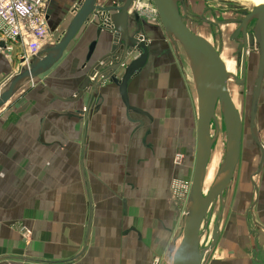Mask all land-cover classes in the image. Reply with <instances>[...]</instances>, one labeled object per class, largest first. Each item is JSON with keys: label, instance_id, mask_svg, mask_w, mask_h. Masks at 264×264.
Listing matches in <instances>:
<instances>
[{"label": "crops", "instance_id": "1", "mask_svg": "<svg viewBox=\"0 0 264 264\" xmlns=\"http://www.w3.org/2000/svg\"><path fill=\"white\" fill-rule=\"evenodd\" d=\"M71 1L51 2V31ZM143 22L150 52L128 84L133 109L107 79L84 113L88 93L65 100L104 53L98 43L86 62L90 43L104 35L93 23L0 107V264H172L185 207L174 202L171 184L192 175L197 96L190 107L179 48L178 66L161 42L162 26ZM16 50L0 53V91L22 63ZM253 173L224 206L218 240L202 264H264V162L252 178L256 189Z\"/></svg>", "mask_w": 264, "mask_h": 264}, {"label": "water", "instance_id": "2", "mask_svg": "<svg viewBox=\"0 0 264 264\" xmlns=\"http://www.w3.org/2000/svg\"><path fill=\"white\" fill-rule=\"evenodd\" d=\"M133 1L106 0L100 4L98 0H82L60 38L55 43L44 46L18 73L13 74L7 80L0 91V107L10 100L25 83L56 64L76 34L89 23L90 16L97 14L98 22L105 17L108 23L105 26L97 25V36L99 37L102 32L104 35L99 42L94 40L90 43L86 62L92 60L98 43L104 53L90 65L73 96L65 100L76 103L85 93H88L86 106L78 111L82 114L87 111L91 99L102 82L107 79L118 86L126 108L133 109L128 103V84L146 65L150 52L149 44L141 31L144 25L143 20L137 13L129 12ZM151 1L157 11L165 36L174 47L175 38H179L188 51V65L197 96L195 162L185 205L182 237L173 253L172 264H202L204 254L213 248L218 240L219 221L225 206L223 193L232 180L240 157L243 125L240 113L231 98L228 82L230 78H233L237 85L244 84L247 54L254 49L258 52V64L250 96L249 132L252 140L260 149V159L257 170L250 177L251 180L253 176L260 173L264 162V141L260 139L255 125L257 112L262 105L260 95L264 82V2L244 12L241 18L216 21L238 25L230 36V40L238 41L237 54L241 58V77H238L227 69L221 54L214 45L188 26L184 19L185 14L181 13L178 7L179 1L184 9L182 0ZM252 20L254 26L251 31H248V25ZM2 45L0 42V46ZM134 53H136L135 56ZM121 69H123L121 75L117 76L116 73ZM217 105L223 115L227 142L226 153L212 184L204 192L208 162L213 143L219 132L215 116ZM212 123L215 126L213 132ZM252 183L256 189L254 181ZM217 199L220 201V212L214 224V233L209 244L201 247L200 229L210 206Z\"/></svg>", "mask_w": 264, "mask_h": 264}, {"label": "rangeland", "instance_id": "3", "mask_svg": "<svg viewBox=\"0 0 264 264\" xmlns=\"http://www.w3.org/2000/svg\"><path fill=\"white\" fill-rule=\"evenodd\" d=\"M71 1V0H70ZM184 9L182 8L180 2L178 1V7L181 13L185 14L184 19L188 26L196 33L203 35L206 37L218 50L221 54L224 62L230 63L229 71L233 72L238 77H241L240 70V56L237 54V40H230L231 34L237 28L236 23H218L216 21L222 20H230L242 17V12L249 11L254 5L251 2L243 1V0H182ZM68 2V1H67ZM70 3V2H69ZM72 3V1H71ZM74 8V6H73ZM73 10V9H72ZM74 12L71 11L67 16L63 18V21L59 26L56 27V32L54 35L61 36L63 31L66 29L71 17ZM205 19V20H203ZM254 26V21L252 20L247 30L251 31ZM161 37V42L167 44L169 48V52L176 59V64L179 66V58L181 59V67L184 69V74L187 75L188 80L184 78V82L189 81L187 85L188 95H189V105L190 107H194L192 97L195 95V88L193 85L192 74L190 72V68L188 65V59L182 48L179 47V58L176 57L175 47L172 45L170 40L166 37L163 39ZM17 57L22 55L20 49H17L16 52ZM16 73H18L21 68L24 67L22 63L18 60ZM225 63V64H226ZM258 64V52L257 49L250 50L247 54L246 58V75L245 82L243 85H237L233 78L229 79V92L231 98L236 106L238 112L240 113L242 119V137H241V148H240V157L236 169L234 171L233 177L227 188L223 193V198L225 201V208L228 203L234 196L235 189L239 186H247L244 178L248 176L250 173H253L257 170L259 159H260V149L253 142L250 132H249V108H250V96L251 91L256 75ZM184 66V67H183ZM262 93L260 95V103L264 100V83L262 87ZM262 104V103H261ZM197 111V109H196ZM197 115V112H196ZM215 116L218 121L219 132L213 143L211 156L208 162V168L212 169V180L210 184L204 187V192L208 190L210 185L212 184L214 177L222 165L224 161V156L226 153V132L223 121V115L220 110L219 105H217L215 109ZM256 130L262 141H264V116L262 115V111L259 108L256 116ZM215 130V126L212 123V132ZM192 176V175H191ZM191 180V178H190ZM243 180V182H242ZM220 212V201L217 199L209 208L205 219L202 223L200 229V246L206 247L214 233V224L217 218V215ZM225 214V210H224ZM223 214V217H224ZM183 226L185 220V210L182 215ZM223 217L219 221L220 223L223 221Z\"/></svg>", "mask_w": 264, "mask_h": 264}, {"label": "built area", "instance_id": "4", "mask_svg": "<svg viewBox=\"0 0 264 264\" xmlns=\"http://www.w3.org/2000/svg\"><path fill=\"white\" fill-rule=\"evenodd\" d=\"M52 1L0 0V42L3 44L0 46V53L10 56L15 49H20L21 62L26 64L44 46L55 43L60 36H55V32L51 31L49 26L48 10ZM81 1L76 0L73 12ZM129 12L137 13L142 20L151 24H160L151 0H134ZM95 22H98L97 14H92L89 23ZM107 23L108 20L104 17L97 25L105 26ZM190 182L191 180L174 179L171 184L174 202L183 207L186 205ZM16 229L23 236L28 235V229L25 226L20 225Z\"/></svg>", "mask_w": 264, "mask_h": 264}, {"label": "bare ground", "instance_id": "5", "mask_svg": "<svg viewBox=\"0 0 264 264\" xmlns=\"http://www.w3.org/2000/svg\"><path fill=\"white\" fill-rule=\"evenodd\" d=\"M243 1L251 2L254 6L264 2V0H243ZM175 41H176L175 49H178L181 46L180 48L183 49V51H184V53L188 59V51H187L186 47L183 45L182 41L179 38H175ZM228 66H230V63H226V67L229 70L230 67H228ZM211 180H212V169L207 168L205 181H204V187L208 186L210 184Z\"/></svg>", "mask_w": 264, "mask_h": 264}, {"label": "flooded vegetation", "instance_id": "6", "mask_svg": "<svg viewBox=\"0 0 264 264\" xmlns=\"http://www.w3.org/2000/svg\"><path fill=\"white\" fill-rule=\"evenodd\" d=\"M243 13H244V12H242V16H243ZM263 83H264V82H263ZM260 109H261V111H262V114H264V104L260 106ZM252 203H253V202H252Z\"/></svg>", "mask_w": 264, "mask_h": 264}]
</instances>
